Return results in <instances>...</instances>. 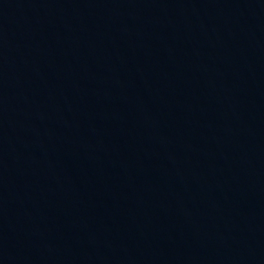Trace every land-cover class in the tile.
<instances>
[{"label":"water","instance_id":"water-1","mask_svg":"<svg viewBox=\"0 0 264 264\" xmlns=\"http://www.w3.org/2000/svg\"><path fill=\"white\" fill-rule=\"evenodd\" d=\"M0 264H264V0H0Z\"/></svg>","mask_w":264,"mask_h":264}]
</instances>
